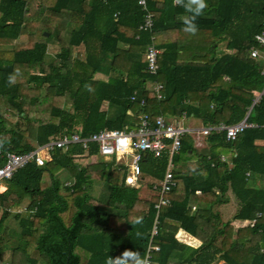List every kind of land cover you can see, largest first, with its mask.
I'll list each match as a JSON object with an SVG mask.
<instances>
[{"label":"trees","instance_id":"1","mask_svg":"<svg viewBox=\"0 0 264 264\" xmlns=\"http://www.w3.org/2000/svg\"><path fill=\"white\" fill-rule=\"evenodd\" d=\"M206 3L191 35L182 30L184 9L172 0H147L154 13L151 31L138 30L143 10L137 0H0V138H7L0 151L23 153L73 132L133 128L142 111L185 112L203 125L246 117L255 126L233 141L211 133L196 148L190 135L183 137L173 156L176 186L158 215L159 250L151 264H264L260 244L247 240L257 232L264 240V95L254 102L264 78L261 60L249 54L258 47L264 0ZM151 34L159 50L155 75L146 72L143 59ZM16 69L20 75L8 85ZM153 81L163 84L161 100ZM221 155H230V164ZM83 157L79 145L57 149L44 165L28 163L6 181L0 192V257L10 264H105L108 254L125 248L146 252L158 200L152 186L164 175L167 154L142 158L138 185L126 183L127 166L102 157L83 166L77 162ZM228 190L239 202L235 219L261 212L253 226L233 236L226 224L218 245L215 237L197 247L181 242L177 231L194 235L197 218L217 224L211 213L192 205L221 201ZM22 207L18 213L7 210ZM137 217L143 224L132 226ZM234 242L242 247L232 249Z\"/></svg>","mask_w":264,"mask_h":264},{"label":"built area","instance_id":"2","mask_svg":"<svg viewBox=\"0 0 264 264\" xmlns=\"http://www.w3.org/2000/svg\"><path fill=\"white\" fill-rule=\"evenodd\" d=\"M137 4L143 10L142 22L138 26L140 31H151L154 25V13L149 11L147 0H137ZM115 13L114 15H116ZM255 40L258 47H252L249 51L250 57L259 58L262 62L261 74L264 78V24L262 30L255 35ZM155 36L149 37L143 59L146 64V72L150 75H155L158 70V55L159 50L154 44ZM152 90L158 100L163 98V84L157 81L152 82ZM264 95V83L262 90L255 96L254 102H257ZM134 100V96L130 97ZM144 101L141 100L140 104ZM185 117L183 112L177 121H168L161 114L150 115L147 112H139L137 115L138 121L133 128L125 126L122 129H100L89 135L82 136L77 132L63 134L58 138H52L44 144L37 145L34 148L23 152L16 153L12 151H0V158L3 163L0 165V192L6 189V181L20 168H23L28 163H35L37 166L44 165L51 160L55 150H68L73 145H79L83 150V155L86 157H102L105 160L113 159L115 164H123L127 166L128 173L126 176L127 184L138 185L137 181L141 178L140 162L142 158L151 154L153 157H160L166 153L168 156L164 175L159 184H154L152 190L158 194V200L154 204L155 215L152 226L149 231V239L146 252L152 254L159 250V246L154 243L155 237L159 232L158 215L162 208L169 204L167 195L176 186V181L173 177V156L180 151L181 142L184 136L191 133L197 135L196 139L205 137L211 133H224L227 140L233 141L239 133L244 129L255 126L246 120L225 124L219 122L215 125H206L198 130L184 126L179 120ZM92 147H95V152L91 153ZM80 156V155H79ZM78 157V156H77ZM220 159L224 161L226 158L221 155ZM249 176V173H246ZM9 211L22 212L26 208H17ZM261 212H258L252 219L247 220L248 226H253L256 219L261 217ZM261 251L264 253V240ZM0 264H10V262L0 257Z\"/></svg>","mask_w":264,"mask_h":264},{"label":"crops","instance_id":"3","mask_svg":"<svg viewBox=\"0 0 264 264\" xmlns=\"http://www.w3.org/2000/svg\"><path fill=\"white\" fill-rule=\"evenodd\" d=\"M97 77L102 78L103 75L97 74ZM181 114H179V115L167 114V115H162V116H164V118L166 120L174 122V121H177L179 119ZM179 121L181 122L182 125L193 128L195 130H198L203 126H206V125H203V123L200 119L195 118L192 115L188 116L186 113H185V117ZM189 135L191 136L192 143L195 146V143L198 140V139H196L197 135L195 133H191ZM223 156L226 158L224 161H226V162H228V164H230V155H223ZM142 180H143V178H142ZM143 189L145 190L144 185H143ZM145 191H144V195H142L141 197H145L147 195V190H145ZM196 206L202 207L205 210H207L206 215H208V216H210V213H211L213 219L217 222V224L214 225V224L210 223L207 219L204 220V219L197 218L196 219V231H195L194 235H191V234L179 229L176 233L177 238L181 242L185 243L188 246L197 247L201 243H206V242H209L210 240H213L214 237H215V240H214L215 244L218 245L221 243L223 232H224L223 231L224 228H222V227H224L226 224H228V228H230V230L232 231L233 236H234L235 231L238 228L247 226V220L248 219L241 220V219H235L233 217L239 208V202L230 190H228L226 193L221 195V201H215L214 203L211 202L210 204H209V202H202V203L198 202L195 205H192V210ZM247 240L251 246H255L258 243L259 244L262 243L261 234L258 232L251 234ZM241 247H242V243H240V242H234L231 244V248L234 250L239 249ZM215 262H217L218 264L225 263L222 260H216ZM215 262H213V263H215Z\"/></svg>","mask_w":264,"mask_h":264},{"label":"clouds","instance_id":"4","mask_svg":"<svg viewBox=\"0 0 264 264\" xmlns=\"http://www.w3.org/2000/svg\"><path fill=\"white\" fill-rule=\"evenodd\" d=\"M174 7L184 9L185 14L181 16L183 31L185 33L195 35L198 31L196 20L201 16L207 7L206 0H172ZM20 75L19 69L14 70L7 77V84L13 85ZM7 142V138H0V147H3ZM143 224V218L137 217L132 222V226H140ZM137 238H142L143 233L137 229L135 232ZM105 264H151V256L147 253H142L139 250L125 248L117 254H108Z\"/></svg>","mask_w":264,"mask_h":264},{"label":"rangeland","instance_id":"5","mask_svg":"<svg viewBox=\"0 0 264 264\" xmlns=\"http://www.w3.org/2000/svg\"><path fill=\"white\" fill-rule=\"evenodd\" d=\"M56 49V48H55ZM220 50L223 49V44H220L219 48ZM205 145V141H204V137H201L199 135V138L197 140V142L195 143V147L196 148H202L203 146ZM77 162L83 166L87 165V164H90V163H93V162H97V158L95 157H83V158H80V159H77ZM192 166L195 165V161L192 160L191 163H190ZM59 178H60V181H64L66 179L65 176H63L62 174L59 175ZM147 181L149 180L148 177L145 178ZM144 189L143 187H141V190H140V195H144ZM146 192V191H145ZM11 210H15V209H11ZM11 212H14V211H11Z\"/></svg>","mask_w":264,"mask_h":264},{"label":"water","instance_id":"6","mask_svg":"<svg viewBox=\"0 0 264 264\" xmlns=\"http://www.w3.org/2000/svg\"><path fill=\"white\" fill-rule=\"evenodd\" d=\"M45 35H48L47 33H45ZM260 246H263V243L260 244ZM213 264H218L217 262L213 263ZM220 264H226V263H220Z\"/></svg>","mask_w":264,"mask_h":264}]
</instances>
